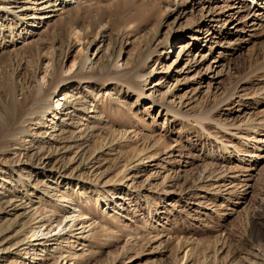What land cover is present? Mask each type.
Listing matches in <instances>:
<instances>
[{"label":"rangeland","instance_id":"374dc122","mask_svg":"<svg viewBox=\"0 0 264 264\" xmlns=\"http://www.w3.org/2000/svg\"><path fill=\"white\" fill-rule=\"evenodd\" d=\"M13 1L0 117L63 111L0 144V264H264V0Z\"/></svg>","mask_w":264,"mask_h":264},{"label":"bare ground","instance_id":"6f19581e","mask_svg":"<svg viewBox=\"0 0 264 264\" xmlns=\"http://www.w3.org/2000/svg\"><path fill=\"white\" fill-rule=\"evenodd\" d=\"M13 3H17V0H14ZM9 4H10V2H8V0H0V12L6 11L5 14L9 13L10 12L9 11L10 10ZM54 5H56V4H54ZM58 5H60V4H58ZM57 10H59V8H57ZM14 14L16 16H21L19 11H16ZM132 75H134V74H132ZM58 83H59V76L58 75L53 76V78L50 79V81L47 85V88H44V87L29 88L28 87V89H26V90L21 89L20 90L21 98L17 97V93L19 92L17 85H15V84L10 85V87H9L10 90H9V94H8L9 98L7 99V101L3 105L2 110L4 112H2V115L0 117V144L2 142H4L5 138L13 137L14 134L18 130L17 124L24 122V120H26V119L32 121V120L36 119L37 115H41L44 117L48 113V110H52V112H54V120L59 119V117H57V115L61 114L63 110L61 108L60 113L56 112V111L58 109V106H60L62 103L59 102L57 104V108L54 107V104L47 103V100L50 97L55 96L57 89H58V87H57ZM112 193L113 192H111L110 190L103 192V194H107V195H110ZM6 203L7 204H6V206H4V211L9 212V210H11L9 208H11V207H12V209L17 208V206L15 205V203L12 200L7 201ZM58 226L61 227V222L58 224ZM48 228L49 227H47L46 229H48ZM65 229H67V225H64V227L61 229V231L65 230ZM52 231H53V229L47 233H43V235L46 234L45 236H47L48 238H51L53 236L61 234L60 231L59 232H57V230L53 231V232ZM35 234H36V232H34L32 236H34ZM47 237H42V239L47 238Z\"/></svg>","mask_w":264,"mask_h":264}]
</instances>
